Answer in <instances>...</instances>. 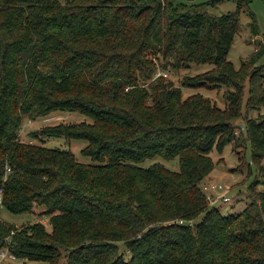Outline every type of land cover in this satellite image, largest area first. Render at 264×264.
I'll list each match as a JSON object with an SVG mask.
<instances>
[{
    "label": "trees",
    "instance_id": "trees-1",
    "mask_svg": "<svg viewBox=\"0 0 264 264\" xmlns=\"http://www.w3.org/2000/svg\"><path fill=\"white\" fill-rule=\"evenodd\" d=\"M195 1L0 0V209L40 207L50 225L0 218V250L42 264H264V68L253 67L262 50L239 69L227 60L251 0L220 15L207 8L225 0ZM158 55L172 72L212 65L181 87H231L225 107L156 77ZM53 112L90 122L31 137L85 140L89 163L20 140L24 120ZM246 142L250 202L223 215L201 190L210 153ZM158 157L178 159L179 171Z\"/></svg>",
    "mask_w": 264,
    "mask_h": 264
},
{
    "label": "rangeland",
    "instance_id": "rangeland-1",
    "mask_svg": "<svg viewBox=\"0 0 264 264\" xmlns=\"http://www.w3.org/2000/svg\"><path fill=\"white\" fill-rule=\"evenodd\" d=\"M208 0H196L195 3L204 2ZM217 5V4H216ZM208 6L207 11L211 14H224L227 12L234 11L236 9V2L233 0H225L221 3H218L217 6ZM254 15L255 20H252ZM251 21H254L256 25L253 27ZM254 28V30H253ZM261 51V55L257 58V61L254 66L264 68V3L261 0H251L249 2L248 10L240 14L239 21V30L234 35L233 43L227 54V60L230 61L235 69H239L243 62H247L250 57L254 54ZM159 60L153 57L154 63L157 65L156 74L165 73L166 76H163L166 80H169L173 83L174 86L181 87L182 80L185 76H195L202 74L205 71H208L212 68V65L209 64H196L190 63L188 67L182 68L178 71H170L168 69L163 70L162 65L166 62L162 59L160 55ZM247 66V65H246ZM252 68V67H247ZM155 74V75H156ZM183 96L194 93H200L205 97H208L216 103L219 107H225L226 103L223 98L226 90H232L231 87L226 86H210L208 88H183ZM248 90V85L245 82V97ZM245 102L243 104V109L245 108ZM251 117L257 115L256 112H249ZM90 122V120L83 114L80 113H69V112H53L46 117H40L35 120H24L19 132V138L23 142H32L37 144H42L48 148H60L71 150L76 158L83 163H89V158L81 154V150L87 145L85 140H67L61 137H42V141H39L36 138H32V134H36L42 127L48 125H56L58 123H75V122ZM237 124L243 122L237 121ZM238 135L240 134V128H236ZM244 132V130H243ZM210 157L213 161V170L211 173L202 181H210L215 183H220L228 187L227 197L230 199L228 203H222L218 201L214 204L216 208L223 215L228 214H237L241 212L250 202L248 197L249 187L253 185L257 172L255 166L251 161V149L249 142L246 144L239 145L234 148L233 143L227 144L221 153L213 150L210 153ZM147 160L145 163L150 162ZM155 161H159L167 168L173 171H179L178 159L165 160L160 157L155 158ZM264 165V161H263ZM264 169V167H263ZM261 177V176H260ZM256 191L263 190V185H255ZM41 210L40 207L35 209V213H24V214H12L8 212L5 208L0 209V218L8 223H12L16 226L29 224L33 222H41L44 224L47 231H50V225L46 217H42L38 214ZM7 264H42L40 262H29L25 260H16L14 262H9Z\"/></svg>",
    "mask_w": 264,
    "mask_h": 264
},
{
    "label": "built area",
    "instance_id": "built-area-1",
    "mask_svg": "<svg viewBox=\"0 0 264 264\" xmlns=\"http://www.w3.org/2000/svg\"><path fill=\"white\" fill-rule=\"evenodd\" d=\"M157 76H166L165 73H158ZM201 190L206 196L209 204H215L218 201L222 203H228L230 199L227 197L228 187L220 183L206 181L201 185ZM1 195V191H0ZM16 261V257L7 248L0 250V264H7L9 262Z\"/></svg>",
    "mask_w": 264,
    "mask_h": 264
}]
</instances>
